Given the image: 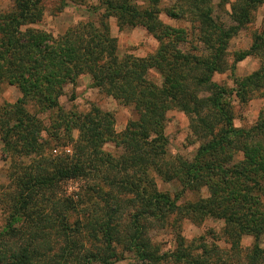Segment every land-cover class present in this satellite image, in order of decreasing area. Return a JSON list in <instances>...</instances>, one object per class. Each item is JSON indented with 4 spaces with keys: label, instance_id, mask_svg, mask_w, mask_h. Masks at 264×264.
Masks as SVG:
<instances>
[{
    "label": "trees",
    "instance_id": "trees-1",
    "mask_svg": "<svg viewBox=\"0 0 264 264\" xmlns=\"http://www.w3.org/2000/svg\"><path fill=\"white\" fill-rule=\"evenodd\" d=\"M7 1L0 11V97L12 87L20 98L0 106L10 161L8 184L0 183V264H116L127 256L131 264H264V110L252 127L234 125V104L264 95V31L247 52L232 62L229 56L231 41L264 0H174L164 9L161 0H98L88 21L59 37L37 28L44 0ZM58 1L64 8L68 2ZM162 14L180 25L164 23ZM112 19L119 30L144 29L155 52L121 57ZM249 57L262 66L233 88L214 80ZM84 75L138 119L118 132L115 113L97 104L82 113L64 108L65 86ZM171 111L189 120L190 144L198 145L191 159L170 151ZM68 144L71 156H52L56 145ZM158 180L174 185L175 197ZM71 181L84 183L76 199L63 190ZM189 193L200 197L179 204ZM208 219L224 223L228 249L211 234L183 236L182 221ZM159 233H170L169 248L155 242ZM246 237L250 248L242 246Z\"/></svg>",
    "mask_w": 264,
    "mask_h": 264
},
{
    "label": "rangeland",
    "instance_id": "rangeland-1",
    "mask_svg": "<svg viewBox=\"0 0 264 264\" xmlns=\"http://www.w3.org/2000/svg\"><path fill=\"white\" fill-rule=\"evenodd\" d=\"M136 4L143 6L145 0H133ZM174 0H161V7L167 8L173 4ZM98 4V0H68L66 7L60 5L58 0H44L45 16L39 29H43L48 33L53 34L55 37H59L65 34L70 28L77 26L79 23L86 22L92 17V8ZM9 1L0 0V11H5L9 7ZM161 19L164 23L179 26L174 21L167 18L165 14H162ZM116 23V27L111 28V34L113 38L118 40L119 55L121 57L133 54L138 57H146L151 55L158 47L157 42L147 35L146 31L142 28H126L119 30L115 19L111 20V23ZM110 23V24H111ZM183 26H186L184 24ZM190 27V25H188ZM264 31V6L257 10L254 15L252 23L247 26L236 38L231 41L229 48L230 60L234 59L237 54L247 52L253 44V36L256 33ZM118 36L116 37V34ZM193 40V39H192ZM262 66V61L259 58L249 57L243 62L237 64L235 72L225 75H217L214 80L217 83L227 85L230 88L234 87L235 79H244L247 76L255 73ZM153 80L160 85L161 78L156 73L153 74ZM82 78V79H81ZM84 78H91L88 75L81 76L77 84L72 86L68 84L65 86V96L61 99V104L64 108L70 110L75 109L79 112H87L92 104L99 105L105 111H110L116 115V128L118 132H123L131 120L138 119L137 114L130 108L118 105L111 98L100 94L97 89L91 88ZM4 93L0 97V106L3 103L14 104L19 98V92L12 87H4ZM72 98L74 100L72 101ZM264 110V95L259 92L256 93L251 101L247 104H240L236 102L234 104V125L237 128L248 129L255 125L258 121L259 115ZM190 124L188 118L178 112L171 111L168 113V122L166 127V134L169 138V148L173 154H180L187 158H193L195 156L198 145L190 144ZM75 138L78 137V133L75 132ZM74 144H68L67 146L56 145L55 150H58L56 157L71 156L73 154ZM69 149L70 154L66 155L64 150ZM107 151H113V146H108ZM10 161L3 153V144L0 140V183L4 186L8 184V172L10 170ZM64 192L73 196L75 199L82 194L84 189V183L81 181H71L63 184ZM158 187L161 191L170 192L173 197L176 194V187L171 184H163L158 180ZM201 196L207 198L209 196L208 190L204 189ZM199 195L189 193L180 200L179 204L186 202H194L199 199ZM6 217L0 209V231L6 225ZM180 229L182 234L188 241H192L202 236L211 234L219 240L218 244L221 248L228 249L226 238L223 236L224 223L218 222L212 219L206 220L202 224L192 223L191 221L184 220L181 223ZM155 242L162 243L173 240L172 236L163 233H159L154 238ZM253 245V239L246 237L242 241L244 248H250ZM170 243L167 245L169 248ZM261 246L264 248V236L261 239ZM128 260L121 261L116 264H131L132 256H127Z\"/></svg>",
    "mask_w": 264,
    "mask_h": 264
},
{
    "label": "crops",
    "instance_id": "crops-1",
    "mask_svg": "<svg viewBox=\"0 0 264 264\" xmlns=\"http://www.w3.org/2000/svg\"><path fill=\"white\" fill-rule=\"evenodd\" d=\"M116 27V23H111V28L113 30V28ZM118 36V33L116 34V37ZM144 57V56H143ZM82 79V78H81ZM89 84L91 83V78H84ZM118 129V128H116Z\"/></svg>",
    "mask_w": 264,
    "mask_h": 264
},
{
    "label": "built area",
    "instance_id": "built-area-1",
    "mask_svg": "<svg viewBox=\"0 0 264 264\" xmlns=\"http://www.w3.org/2000/svg\"><path fill=\"white\" fill-rule=\"evenodd\" d=\"M54 153H55V155H58V150H55ZM64 153H65L66 155H68V154L71 153V151H70L69 149H66V150H64Z\"/></svg>",
    "mask_w": 264,
    "mask_h": 264
}]
</instances>
